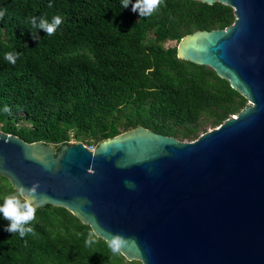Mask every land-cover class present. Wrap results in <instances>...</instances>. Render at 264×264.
Here are the masks:
<instances>
[{
	"label": "water",
	"instance_id": "1",
	"mask_svg": "<svg viewBox=\"0 0 264 264\" xmlns=\"http://www.w3.org/2000/svg\"><path fill=\"white\" fill-rule=\"evenodd\" d=\"M232 8L224 29L195 31L177 58L213 70L247 105L193 141L137 126L99 141L26 143L0 132V176L35 185L36 209L63 208L141 264H264V0Z\"/></svg>",
	"mask_w": 264,
	"mask_h": 264
},
{
	"label": "trees",
	"instance_id": "2",
	"mask_svg": "<svg viewBox=\"0 0 264 264\" xmlns=\"http://www.w3.org/2000/svg\"><path fill=\"white\" fill-rule=\"evenodd\" d=\"M49 2L0 0V132L55 148L71 140L96 145L137 126L193 141L246 106L213 70L176 54L185 35L231 25L232 8L164 0L138 17L120 0ZM53 15L61 24L51 35L37 29L33 39L28 18ZM167 41L175 45L164 48ZM5 52L19 53L15 64ZM2 181L0 196L15 192L3 191ZM7 223L0 219V264H141L110 252L63 208L36 209L34 234L23 238L4 231ZM88 238L95 242L86 247Z\"/></svg>",
	"mask_w": 264,
	"mask_h": 264
},
{
	"label": "clouds",
	"instance_id": "3",
	"mask_svg": "<svg viewBox=\"0 0 264 264\" xmlns=\"http://www.w3.org/2000/svg\"><path fill=\"white\" fill-rule=\"evenodd\" d=\"M164 0H120L121 9L128 8L135 12L138 17L150 16L158 7L163 6ZM51 7V0L49 2ZM2 15V13H0ZM62 17L60 15H53L51 20L45 19L43 16H30L28 23L31 28L36 31H30L32 38L37 39V29H42L45 34L51 35L61 24ZM19 53L5 52L3 59L9 64H15ZM6 110V106H5ZM35 185L29 188L23 186L16 192H10L0 196V219L7 220L8 223L3 225V230L11 234L15 233L23 238L26 234H34L33 227L29 224L33 220L36 213L35 204ZM94 238L85 239L84 245L90 246L93 244ZM122 241L119 237L109 236L106 239V246L113 254L118 253Z\"/></svg>",
	"mask_w": 264,
	"mask_h": 264
},
{
	"label": "rangeland",
	"instance_id": "4",
	"mask_svg": "<svg viewBox=\"0 0 264 264\" xmlns=\"http://www.w3.org/2000/svg\"><path fill=\"white\" fill-rule=\"evenodd\" d=\"M175 45V43H174V41H167V42H165L164 44H163V47L164 48H169V47H173ZM247 105V104H246ZM17 126L18 127H20V126H29V124L27 123V122H20V123H18L17 124ZM211 129H213L211 126H209V125H206V126H204L203 128H202V130H201V133L200 134H203V133H205L206 131H208V130H211ZM185 141H187V140H185ZM187 142H189V141H187ZM69 144H74L73 143V140H71V141H69ZM85 147H87V148H91V149H93L96 145H94V144H83ZM2 189H3V191H10L11 190V186L9 185V183H8V181H2ZM5 193V192H4Z\"/></svg>",
	"mask_w": 264,
	"mask_h": 264
},
{
	"label": "built area",
	"instance_id": "5",
	"mask_svg": "<svg viewBox=\"0 0 264 264\" xmlns=\"http://www.w3.org/2000/svg\"><path fill=\"white\" fill-rule=\"evenodd\" d=\"M89 150H92L91 148H88Z\"/></svg>",
	"mask_w": 264,
	"mask_h": 264
}]
</instances>
